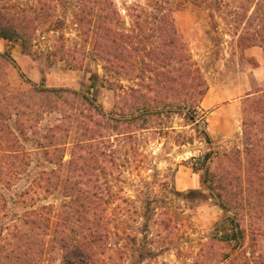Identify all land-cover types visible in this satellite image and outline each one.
<instances>
[{
  "label": "trees",
  "instance_id": "1",
  "mask_svg": "<svg viewBox=\"0 0 264 264\" xmlns=\"http://www.w3.org/2000/svg\"><path fill=\"white\" fill-rule=\"evenodd\" d=\"M183 1L201 7L210 3ZM250 1L255 3L254 15H261L264 0ZM7 3L0 0V40L20 41L26 54L37 57V37L57 34L45 53L51 62L58 60L73 70L87 67V60L99 62L105 77L93 73L80 91L36 85L14 90L4 68L11 58L0 54V264H52L56 257L61 264H116L115 254L123 259L127 252L112 247V235L137 241L133 233L149 230V223L132 231L124 224V219L135 222L142 213L117 189L114 172L101 160L113 150L94 119L102 112L94 92L103 84L116 92L109 118L117 124L136 126L142 121V130L162 132L170 128L167 123L160 119L156 126L150 118L169 110L202 126L197 137L210 148L193 158V170L203 173L204 190L186 196L201 202L215 198L226 217L202 244L196 264H264V89L244 99L245 147L215 149L201 108L209 86L171 10L159 13V8L134 3L124 14L115 0H37L29 10ZM61 10H72L75 48L65 44L62 31L68 23ZM258 38L254 35L252 41ZM125 80L134 85L126 87ZM45 117L50 123L42 130ZM141 129L122 133L123 142L134 144ZM29 141L35 145L31 151L25 146ZM192 141L178 135L176 143ZM131 151L137 154L134 146ZM138 162L135 159L133 166ZM39 166L43 168L36 169ZM21 184L22 189H15ZM154 203L148 198L144 213H155ZM167 213L154 223L162 251L173 233ZM147 254L155 255L151 249Z\"/></svg>",
  "mask_w": 264,
  "mask_h": 264
},
{
  "label": "rangeland",
  "instance_id": "2",
  "mask_svg": "<svg viewBox=\"0 0 264 264\" xmlns=\"http://www.w3.org/2000/svg\"><path fill=\"white\" fill-rule=\"evenodd\" d=\"M36 1L8 0L7 4L14 9L29 10ZM115 1L123 13L127 6L134 3L148 9L159 8V13L166 10L174 13L176 26L209 86L201 108L206 112V130L214 141V148L243 149L246 144L242 115L244 99L248 94L264 89V20L259 18L264 17L263 7H259L262 14L257 16L254 15L255 3L250 0H210L208 5L202 7L183 0H160L158 6L151 0ZM71 12H60V16L68 23L62 35L66 38L65 44L75 48L78 38ZM254 35H258V42L252 41ZM42 36L39 35L35 43L37 57L26 54L20 41L10 43L0 40V54H8L11 58L4 68L12 89L36 85L80 91L84 90L93 73L105 77L99 62L87 60V67L81 70L68 69L65 63L58 60L51 62L45 53L58 35ZM241 36H244V42L240 41ZM123 84L126 87L134 85L126 80ZM94 96L102 109V112L94 114L99 125L97 129L100 135L109 137L113 149L107 151L101 160L114 172L115 179L112 178V181L116 183L117 189H123V194L131 197L142 213L133 218L135 222L124 219V224L132 231L138 228L143 230L149 223L147 232L133 233L138 236L137 241H125V236L120 234L112 235L109 241L112 247L127 252L123 259L114 253V261L116 264H196V256L202 244L226 217L215 198L201 202L186 196L190 191L204 190L203 173L193 170V158L201 157L210 148V145L197 137V131L202 130V126L197 127L169 110H165L159 117L150 118L156 126L162 122L160 119L167 123L170 128L162 132L142 130V121L136 126L120 125L109 118L117 102L116 92L103 84L94 92ZM49 123L50 118L45 117L42 130ZM137 127L141 129L140 137L134 141L135 145H131L137 150L136 154L131 151L129 144L123 142L122 133L136 130ZM178 135L182 138L192 137L193 141L186 145L177 144ZM25 146L30 151L35 147L31 141L25 143ZM33 154L39 158L36 151ZM135 159L139 161L138 166H133ZM102 173L101 179L104 177ZM148 184L162 185L146 187ZM22 188L23 184L15 189ZM148 198L155 200L151 207L155 208V213L146 214L143 211ZM114 208L112 205L111 210ZM164 211L168 212L173 233L169 234L168 249L162 251L158 245L162 240L157 237L159 232L154 223ZM114 215L118 217L117 213ZM163 216L162 219H165ZM150 249L154 256L147 254ZM141 251L145 253L143 256ZM110 255L105 253V258ZM52 264H61L60 258L56 257Z\"/></svg>",
  "mask_w": 264,
  "mask_h": 264
}]
</instances>
